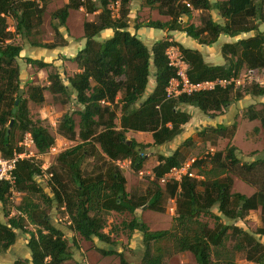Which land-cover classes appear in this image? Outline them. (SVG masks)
<instances>
[{"label":"trees","instance_id":"obj_1","mask_svg":"<svg viewBox=\"0 0 264 264\" xmlns=\"http://www.w3.org/2000/svg\"><path fill=\"white\" fill-rule=\"evenodd\" d=\"M40 1H43L42 5L34 0H0V155L4 157L12 156L15 151L22 152V147L14 142L13 132L7 128L11 118H14V126H18L23 133L31 134L39 153L50 150L56 140L41 119H33L29 115L27 99L21 98L20 71L16 64L23 48L20 44L7 41L12 36L8 29V16L12 15L17 20L15 32L27 36L33 29L34 19L39 20L45 11L46 0ZM109 1L102 0L97 6L92 0L87 4L82 0H69L55 11L60 26L66 24L71 8L86 7L88 12L98 11V16L84 22L85 45L71 58L76 62L78 71L64 79L58 70H51L48 86L34 84L30 88V97L36 102L42 103L45 100L44 91L49 90L67 99L74 96L75 104L81 105L78 113L82 141L57 156L58 165L71 172L76 188L72 193L67 192L58 171L50 168L53 178L46 181L54 192L52 197L44 193L46 199L57 201L68 209L72 227L82 237L87 240L96 237L110 242V234L104 231L103 212L134 213L141 206L162 210V200L168 193L177 205L176 223L172 229L150 230L136 217L127 224L130 230L138 229L143 233L146 252L142 264H162V255H151L149 251L153 242L167 237L174 240L178 251H191L197 264H236L229 258L220 262L218 257L213 258V253H221L220 247L225 245L231 228L240 235L239 248L245 251L247 260L264 264V244L253 234L232 224L216 223L210 227L199 218L217 205L225 216L233 220L242 219L250 210L260 208L264 221V160L241 163L238 147L229 144L226 150H218L209 158L195 160L193 169L204 180L184 175L181 181L161 184L159 179L185 160L182 148L178 147L169 155L159 156V162L153 168L155 180L152 189L140 198L126 190V177L115 164V161L130 159L132 166L139 170L145 161L142 148L149 144L127 139L126 132L129 130L149 131L153 138L151 144L162 145L177 136L190 120L191 114L184 110V105H193L205 114L217 115L233 101L241 99L244 93L264 95L263 85L254 84L242 93L230 84L209 91L182 93L176 98L166 97L170 80L177 76V68L169 63L166 54L167 48L174 44L179 46L189 64L187 73L192 82L238 76L243 67L264 69V30L259 29L264 23V0H144L146 6L157 9L160 15L169 16V19L143 20L135 23V29L147 26L184 31L200 44L207 45L216 42L222 34L235 38L254 32L252 36L224 43L222 55L226 62L222 64L208 63L198 49L185 47L174 40H158L149 48L136 33L129 30L130 10L127 4L130 0H121L117 16L112 15ZM211 9H217L224 22L216 21L210 15L201 19L202 25L182 22L183 16L191 17L193 10ZM107 28L113 29V35L98 40L96 36ZM55 34L61 35L58 26ZM39 45L53 48L58 43L52 41ZM27 61L40 68L53 66L52 62L38 58L28 57ZM151 74L155 76V87L142 99ZM17 98L19 103L14 113ZM120 103L118 124L115 104ZM250 109L254 113L248 118L259 119L264 128V106L260 109L251 106ZM226 129L225 124L214 128L215 131ZM254 130L259 131L260 127L255 126ZM59 131L68 137L76 135V124L71 114L63 115ZM93 140L100 145L101 154L108 158L110 166L105 172L84 175L81 168L83 161L90 149L98 151ZM229 172H234L257 190L251 195L232 192ZM40 173V164L33 158L18 160L14 187L24 195L18 205L19 213L5 222L0 220V249H9L16 241L17 230H23L30 234L27 245L31 258H20L13 264H63L72 257L63 231L53 224L46 211L41 210L30 196L43 192V183L38 179ZM55 181L59 187L55 186ZM199 185L203 186V190H199ZM10 192V182L0 180V203L7 202ZM28 223L35 229H28ZM103 252L111 254L116 251Z\"/></svg>","mask_w":264,"mask_h":264},{"label":"rangeland","instance_id":"obj_2","mask_svg":"<svg viewBox=\"0 0 264 264\" xmlns=\"http://www.w3.org/2000/svg\"><path fill=\"white\" fill-rule=\"evenodd\" d=\"M34 1L36 4H43V1ZM92 1H94L97 6H100L102 2V0ZM140 1L141 0L129 1L127 4L130 10L129 15L132 12V6H138ZM211 1L214 2L218 0ZM82 2L87 4L89 0H82ZM66 3V0H46V4L44 5L45 11L42 17H40V21L34 19L33 29L27 36H22L21 34L15 32L17 20L12 15L8 16V29L12 32V36L7 41L20 44L23 48L20 56L16 59V64L19 66L20 71L21 98L27 99L29 115L33 119H41L44 125H46L50 132L55 136L56 140L55 144L53 145L54 148H51L45 153H39L33 145L27 146L24 143L26 133H23L18 126H10L9 121L7 128L10 132H13L15 144L22 147V151L30 154V158H33V160L38 164L48 165L51 169L55 168L58 171L60 180L65 186L67 192L72 193L76 188V184L72 179L71 172L58 165L57 156L64 150L69 149L82 141L79 133L80 115L78 113L81 105L75 104L74 96H72L70 99H67L66 96L58 93H52L49 90L44 91L45 100L42 103L36 102L30 97V88L32 85L40 84L48 86V73L51 70H58L64 79L66 76L75 73L64 63L62 64L59 62L56 66L51 57L36 56V47L39 46V44L45 42L54 41L56 43H63L65 41L62 34H55L56 26L61 27L63 31H72L74 35H77L82 32V23L84 21L96 19L98 16V11L87 13L86 7H81L79 9L71 8L69 10L71 14L67 18L68 23L66 22L65 25L60 26L58 25L59 20L55 17V11L64 6ZM120 6L121 0L109 1V8L111 9L113 16H117L119 14ZM155 10L158 12L157 9ZM147 14L148 13H145L143 17L146 18ZM209 15L212 16L216 21L224 22V18L220 16V13L217 9L205 11L193 10L191 17L183 16L182 22L185 24L194 23L196 25H202L201 19ZM165 17L169 16L165 15ZM129 20H134V17L132 15L129 16ZM259 29L264 30V23L260 24ZM253 34L254 32H248L246 35L241 34L237 38H246L252 36ZM191 39L193 38L191 37ZM187 44L191 45L193 43ZM197 45L201 48L200 43L197 42ZM171 46L174 48H179V46L176 44ZM149 48H152V46H149ZM203 49L206 50L204 54L202 53L206 61L208 58H211L212 61L217 60V55L220 50L219 43H216V45L212 48L205 44ZM68 53L70 54V52ZM28 57L41 58L47 62L51 61L53 66L48 68H40L37 65L28 63ZM58 59H62L63 62L70 61L67 55H58L54 58L55 61ZM222 60V63L226 62L224 57ZM151 69L154 71L153 65L151 66ZM247 71V67H243L240 71L239 75L245 78V82L243 86L237 87L238 90L243 93L247 87L254 84L264 86V69L259 68L257 72L253 74L252 78H249ZM154 87L155 76L154 74H151L147 89L142 99L151 93ZM119 96H121V93ZM242 98H244L241 103L243 105L233 108V112H236V115L229 116L228 113V115H226L227 118L223 121V123H221L227 126L226 130L215 131L214 128L219 125V123L216 121L218 119L215 118L214 122L212 118L213 113L207 115H204L203 113V115L201 114V119L198 117L194 118L192 124L189 120L182 126V131L177 136L162 145L151 144L153 142V138L152 133L149 131H127V139H135L142 144L149 145H145L142 148V151L146 157L142 167L139 170L132 166L130 159L115 161V164L121 169L126 177V190L136 198H140L149 194L152 189V184L155 180L153 168L158 164L159 156L169 155L173 153L178 147H181L182 152L184 153L185 160L183 163L187 161L189 162L192 159L196 160L205 157L207 158L209 155H212V153L218 150H226V147L229 144L238 147V156L241 159V163L252 162L257 159L264 160V128L261 127V122L259 119H256L258 124L257 126L260 127L259 131H255L252 126L253 124L247 122V120H250L248 118L249 115L254 113L253 109H250L251 106H253L255 109H260L264 106V95L244 93ZM115 105V109L117 110L116 122L119 124L121 103ZM183 108L186 110L187 105H184ZM66 113L71 114L75 120L76 135L74 137L65 136L59 131V125L62 122L63 115ZM223 113L225 114V111H222L220 114ZM237 117L241 118V127L239 134L235 138L237 133V122L235 119ZM250 128H252L251 133L256 136L255 141L250 139V132L248 131ZM201 131L203 132L201 133ZM93 143L98 151L90 149V153L83 161L81 167L84 175H93L100 171L105 172L110 166L108 158H104L101 154L100 145L94 140ZM194 174L198 176V178H201V180H204L203 176H199L196 172H194ZM227 174L232 178V192H241L251 195L257 190L256 187L245 182L234 172H229ZM47 182L48 181L41 179V183H43L44 186L43 192L33 193L30 194V196L34 202L39 205L41 210L46 211L53 224L63 231L65 238L68 241L72 257L63 264H124V262L127 264H142L144 254L146 252L143 233L138 229L133 231L130 230L127 224L135 217L146 223L150 230L172 229L176 223V201L167 193L162 200V210H153L147 206H141L137 208L134 213L129 211L103 212L102 215L105 221L104 231L110 234L111 241H102L96 237L91 240H87L72 227L68 209L60 206L57 201L50 202L46 199L44 193L52 197L54 192L53 188L48 187ZM55 186L59 187V184H57L56 181ZM198 188L199 190H203L202 185H199ZM23 195L24 194L18 191L16 188L11 190L7 202L0 203L1 221L5 222L10 216H14L19 213L18 205L21 203ZM199 218L202 221L207 222L210 227H214L216 223L236 225L239 228H242L243 230L253 234L258 241L264 244V221L261 217L260 208L250 210L249 213L242 219L233 220L225 216L218 209V206L215 205L211 208L209 213H203ZM27 228L35 229V226L28 223ZM237 234L238 233L235 232L233 228L229 229L228 237L225 239V245L220 247L221 253L218 255L213 253V258L218 257L219 262L222 261V259L225 261L229 258L236 264H254L253 262L247 260L245 251L239 248L238 242L241 237ZM29 238L30 234L28 232L17 230L15 245L11 246L7 250L0 249V264H10L14 259L17 260L20 259V257H24V255H26V246ZM111 249L115 250L116 252L111 254H105L103 252L104 250ZM149 252L151 255L161 254L162 264H197L194 254L191 251H178L176 244L171 237H167L165 239L163 238L160 241H156L155 243L153 242L150 246Z\"/></svg>","mask_w":264,"mask_h":264},{"label":"crops","instance_id":"obj_3","mask_svg":"<svg viewBox=\"0 0 264 264\" xmlns=\"http://www.w3.org/2000/svg\"><path fill=\"white\" fill-rule=\"evenodd\" d=\"M66 1H67V3L69 2V0H66ZM131 11L132 12H131V14L129 16L132 15L134 17V20H129V30H131L132 32L136 33L138 35V37L140 39H142V41L148 47L149 46L151 47L158 40L169 39V40H175V41H177L178 43L182 44L185 47L198 49L203 54L206 51V50L203 49L205 44H201V48H200L197 45V41L195 39H191V37L188 36L184 31H179V30L168 31V30H165V29H159V28L147 27V26H142V27H140L138 29H135V27H134L135 23L142 22L143 20H148L149 18L150 19H160V20H163V21L169 19V17H165L163 15H160L156 10L150 9L148 6H146L144 4L143 0H141L138 3V6L137 5L136 6L135 5L132 6ZM94 12H96V11H94ZM87 13H89V12L87 11ZM145 13H148L146 18L143 17V15H145ZM70 14H71V12L69 11V15ZM90 20H93V19H90ZM66 22L68 23V20ZM84 22L82 23V26L84 25ZM58 30L63 35V39L65 41L63 43H58V45L56 47H53V48L42 47L40 45L37 46L36 47L37 48L36 49V51H37L36 52V54H37L36 56H38V57H41V56L51 57L52 60L54 61V63L56 64V66L58 65L59 62L62 63V64L64 63L70 69H72L73 72H77L78 71L77 64H76V62L72 61L71 58L76 56V54L85 45L86 39L84 37V28H82V32L80 34H77V35L76 34L74 35L72 31L71 32L63 31L61 29V27H59V26H58ZM112 35H113V29L107 28V29H104L103 31H101L96 36V38L98 40H104V39H107V38L111 37ZM243 35H246V33H243ZM239 38H242V37H239ZM235 40H237V37L233 38V37H230L228 35L222 34V35L219 36V38H218V40L216 42H214L211 45H207L208 47L212 48V47H214L216 45V43L217 44L219 43V49H220L219 53L217 55L218 56L217 60L212 61L211 58H208L207 62L213 63V64H222V61H223L222 60L223 56H222V53H221L222 45L224 43H226V42H233ZM187 43H193V44L189 45ZM68 52H70V54ZM58 55L59 56L60 55H62V56L67 55V57L70 59V61L69 62L68 61H64L63 62L62 59H58L57 61H55L54 58L57 57ZM38 59H41V58H38ZM42 60H44V59H42ZM44 61H46V60H44ZM243 99L244 98H241L239 100L233 101L227 107V110L226 109L223 110V111H225V114L224 113L223 114L219 113L220 115L219 114H217V115L216 114H212V118H213L214 122H215V118H217L218 120H216V121L219 124L223 123V121L227 118L226 115H228V113H229V116L236 115V112H233V108L234 107L237 108V107L242 106L243 104H241V103H242ZM253 102H252V104H253ZM186 110L191 114V118H190V123L191 124H192L194 118L198 117V118L201 119V114L203 115V112L198 107L193 106V105H187ZM204 115H205V113H204ZM235 121L237 122V133H236V136H235V138H236L237 135L239 134V131H240L241 118L237 117L235 119ZM247 122L252 123L253 124L252 125L253 128L258 125L256 119L247 120ZM248 131L250 132V139L255 141L256 140V136L251 133L252 128H250ZM14 245H15V243L12 246H14ZM26 249H27L26 250V255H24V257H20V258H23V259L24 258H31V252H30V249H29L28 245L26 246ZM15 260L16 259L11 261L10 264H13Z\"/></svg>","mask_w":264,"mask_h":264},{"label":"built area","instance_id":"obj_4","mask_svg":"<svg viewBox=\"0 0 264 264\" xmlns=\"http://www.w3.org/2000/svg\"><path fill=\"white\" fill-rule=\"evenodd\" d=\"M166 54L169 58V63L177 68V76L172 78L166 88L167 98H176L182 93L190 94L196 91H209L216 87H227L230 84L234 86L241 87L244 85L245 78L241 75L226 78H215L206 79L198 82H192L188 76L189 64L186 61L183 53L179 48H174L170 46L166 50ZM258 69H248L247 73L249 78H252L253 74L257 72ZM27 146L33 145L35 147L33 138L29 132L26 133L25 142ZM54 148V147H52ZM30 154L25 151L17 152L15 151L12 156L4 157L0 155V180H7L11 184V190L15 187V174L16 165L21 158H30ZM195 159L182 163L180 166L172 167L168 172H166L160 179L161 184H166L171 181H181L184 175L196 176L194 174L193 164ZM41 173L38 179L52 180L53 172L50 171V166L40 164ZM198 177V176H196Z\"/></svg>","mask_w":264,"mask_h":264},{"label":"water","instance_id":"obj_5","mask_svg":"<svg viewBox=\"0 0 264 264\" xmlns=\"http://www.w3.org/2000/svg\"><path fill=\"white\" fill-rule=\"evenodd\" d=\"M18 103H19V98H17L16 101H15V106H14V108H13V112H14V113H15L16 110H17V105H18ZM13 123H14V118H11V120H10V124H9V125L12 126Z\"/></svg>","mask_w":264,"mask_h":264}]
</instances>
